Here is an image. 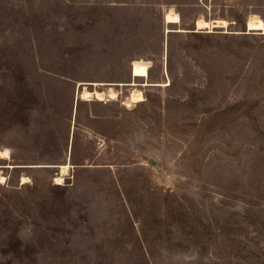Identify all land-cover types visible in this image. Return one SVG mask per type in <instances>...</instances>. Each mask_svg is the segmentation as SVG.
I'll use <instances>...</instances> for the list:
<instances>
[{
	"label": "rangeland",
	"instance_id": "374dc122",
	"mask_svg": "<svg viewBox=\"0 0 264 264\" xmlns=\"http://www.w3.org/2000/svg\"><path fill=\"white\" fill-rule=\"evenodd\" d=\"M255 16L264 0H0V264H264Z\"/></svg>",
	"mask_w": 264,
	"mask_h": 264
},
{
	"label": "bare ground",
	"instance_id": "6f19581e",
	"mask_svg": "<svg viewBox=\"0 0 264 264\" xmlns=\"http://www.w3.org/2000/svg\"><path fill=\"white\" fill-rule=\"evenodd\" d=\"M179 15L177 13H166L164 16L165 22L169 23V24H176L180 21L179 19ZM227 22L225 20H212V21H205L202 19H199L196 21V26L198 29H203V28H225L227 26ZM246 26H247V32H258L260 34H264V22L261 18H259L258 16H255L254 18H250L247 22H246ZM196 28V29H197ZM168 31V30H167ZM210 31V30H209ZM84 85L83 83H78V88ZM93 85L95 87L97 86H103V84H97V83H93ZM117 86H122L123 84H116ZM133 86H135L136 84H132ZM110 88V87H109ZM99 89H95L93 92H89L86 89H83V91L80 93L79 91L77 92V99L80 98V100H89L90 98H94L97 101H102L105 99L106 93L103 91H98ZM102 90V89H101ZM116 91V90H115ZM117 93V92H116ZM108 97L110 99H114L116 97V94L110 90L108 92ZM143 94L140 90H134L131 92L130 97H129V101H127V105L128 104H133V103H139L141 101H143ZM10 155H9V150L8 149H2L0 150V160H7L9 159ZM69 164L65 163L62 164L58 167V169H60V173L54 178V184L56 185H61L64 182V176H66L68 174V169H69ZM3 168H12V165H6V166H2L0 165V169ZM5 178L4 176L0 175V182H4ZM29 178L28 177H22L21 178V185L27 184L29 182Z\"/></svg>",
	"mask_w": 264,
	"mask_h": 264
}]
</instances>
